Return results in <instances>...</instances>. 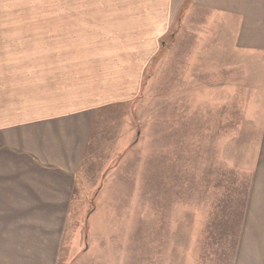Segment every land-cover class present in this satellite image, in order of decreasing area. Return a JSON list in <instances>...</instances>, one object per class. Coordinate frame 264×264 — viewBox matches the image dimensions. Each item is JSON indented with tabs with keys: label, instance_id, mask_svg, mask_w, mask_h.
<instances>
[{
	"label": "rangeland",
	"instance_id": "rangeland-1",
	"mask_svg": "<svg viewBox=\"0 0 264 264\" xmlns=\"http://www.w3.org/2000/svg\"><path fill=\"white\" fill-rule=\"evenodd\" d=\"M26 1L12 0L10 12L75 11ZM186 5L160 37L139 95L97 120L85 197L75 199L63 236L75 246L63 247L61 264H233L249 190L264 186L253 180L264 54L236 51L225 38L220 56L214 37L184 22ZM41 23L53 22L32 28Z\"/></svg>",
	"mask_w": 264,
	"mask_h": 264
},
{
	"label": "crops",
	"instance_id": "crops-1",
	"mask_svg": "<svg viewBox=\"0 0 264 264\" xmlns=\"http://www.w3.org/2000/svg\"><path fill=\"white\" fill-rule=\"evenodd\" d=\"M10 2L0 0V264H61L75 246L63 236L85 197L97 120L139 95L181 5L184 22L214 37L220 56L225 38L236 51L264 54V0L26 1L75 6L51 12H10ZM261 133L253 180L264 182V121ZM233 264H264V186L249 190Z\"/></svg>",
	"mask_w": 264,
	"mask_h": 264
}]
</instances>
